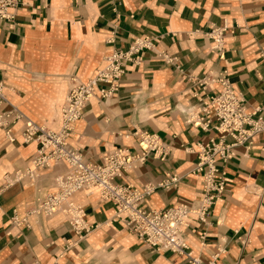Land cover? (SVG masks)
Listing matches in <instances>:
<instances>
[{"label":"crops","instance_id":"crops-1","mask_svg":"<svg viewBox=\"0 0 264 264\" xmlns=\"http://www.w3.org/2000/svg\"><path fill=\"white\" fill-rule=\"evenodd\" d=\"M14 14L0 21V81L7 100L0 112L14 106L54 131L72 80L91 79L114 48L126 49L133 38L155 39L139 64H126L116 93L90 99L69 137L94 162L114 148L138 153L139 132L161 137L170 150L166 159L149 156L116 178L140 188L166 173L179 177L176 187L146 198V210L201 197V176L193 172L196 151L217 134L187 123L184 111L222 86L203 89L198 80L225 75L247 111L257 108L264 116V0H22ZM214 27H225L218 49L207 36ZM19 126L12 128L13 141L0 129V264H190L184 255L146 246L96 191L73 195L90 227L82 238L61 214L26 216L53 190L66 164L6 186L5 175L31 167L38 147L22 142ZM250 142L217 162L225 191L204 221L190 216L184 228L192 255L203 264H264V131Z\"/></svg>","mask_w":264,"mask_h":264},{"label":"built area","instance_id":"built-area-1","mask_svg":"<svg viewBox=\"0 0 264 264\" xmlns=\"http://www.w3.org/2000/svg\"><path fill=\"white\" fill-rule=\"evenodd\" d=\"M22 0H0V21L13 20ZM225 27H214L207 36L218 49L222 44ZM155 39L150 35L133 38L126 49L114 48L105 57V64L96 70L87 81L72 80L61 107V125L56 131L38 125L25 117L16 107L0 112V129L8 141H13L12 128L20 123L19 134L23 143L36 141L38 147L30 158L31 167L17 169L5 175V185L31 180L43 169L66 164L65 171L54 178L53 190L38 199L27 210V215L50 217L61 214L66 217L71 229L82 238L89 230L85 221L84 208L73 200L78 191H96L103 201L113 206L115 218H121L139 240L154 250H165L184 255L190 264H203L192 255L184 235V228L190 216L204 221L210 214L216 200L224 193L226 177L217 162L225 163L234 155V147L251 143L250 138L264 131V116L257 108L248 112L239 92L234 91L227 77L221 73L206 75L198 80L205 89L218 83L220 91L203 95L196 107L190 106L184 112L186 122L204 131L213 130L217 136L199 144L193 172L201 176V197L194 202H181L164 209L143 208V203L157 189H171L177 186L179 177L166 173L159 182H147L140 188L118 183L137 162L147 157L164 160L170 153L169 146L156 133L142 131L137 134L138 153L114 148L106 151L99 162L83 157L69 142L72 124L81 118L83 109L93 97L105 98L117 92L126 64H139L144 51L152 49ZM166 61H171L160 53ZM4 87L0 81V105L6 102ZM231 139V142L227 141ZM186 151L190 147L185 148ZM13 223H25L26 220ZM212 264V262L208 263Z\"/></svg>","mask_w":264,"mask_h":264}]
</instances>
